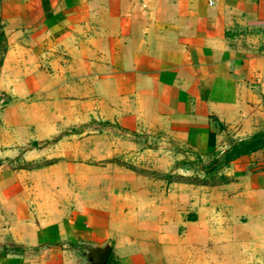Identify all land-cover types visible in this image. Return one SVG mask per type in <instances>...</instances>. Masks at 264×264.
<instances>
[{"label":"crops","instance_id":"1","mask_svg":"<svg viewBox=\"0 0 264 264\" xmlns=\"http://www.w3.org/2000/svg\"><path fill=\"white\" fill-rule=\"evenodd\" d=\"M1 17L5 63L17 59L22 76L7 84V112L39 93L34 106L60 116L92 104L125 131H163L215 171L174 188L121 172L98 205L76 210L53 175L11 174L0 264H90L89 250L107 246L106 264H264V148L224 158L264 131V0H1ZM44 175L45 189L20 185Z\"/></svg>","mask_w":264,"mask_h":264},{"label":"rangeland","instance_id":"2","mask_svg":"<svg viewBox=\"0 0 264 264\" xmlns=\"http://www.w3.org/2000/svg\"><path fill=\"white\" fill-rule=\"evenodd\" d=\"M3 27L0 0V32ZM6 55L7 49L4 51L1 44L0 192L10 184L17 187V178L11 174L32 171L51 174L56 179L53 180L56 190H67L61 196L62 205H71L76 210L98 205L99 194L113 190L119 182L113 176L121 172L159 178L164 183L160 188L166 183L174 188L177 183L193 185L204 179L202 172L209 166L207 158L199 162L190 153L194 151L176 149L169 135L156 130L147 133L141 123L137 131H125L115 118L101 117L95 105L75 109L73 116H60L64 109H54L49 102L34 106L36 99L42 98L39 93L21 100L27 107L23 106L20 114L17 109L14 113L7 112L17 104L7 84L22 76L17 59L7 66ZM44 178L45 175L36 182L22 180L20 185L24 187L22 184L27 183L29 189L36 183L37 188L45 189L50 180Z\"/></svg>","mask_w":264,"mask_h":264},{"label":"trees","instance_id":"3","mask_svg":"<svg viewBox=\"0 0 264 264\" xmlns=\"http://www.w3.org/2000/svg\"><path fill=\"white\" fill-rule=\"evenodd\" d=\"M1 44H3L4 46V51H6L7 44L5 39L4 27L0 32V45ZM262 148H264V131L255 133L248 139L240 141L229 147L224 153L225 163H230L242 156H247ZM213 163H216V160H213ZM205 168H207L205 169V173L207 176L210 175V173H212L213 171H215L214 168L209 169V166Z\"/></svg>","mask_w":264,"mask_h":264},{"label":"water","instance_id":"4","mask_svg":"<svg viewBox=\"0 0 264 264\" xmlns=\"http://www.w3.org/2000/svg\"><path fill=\"white\" fill-rule=\"evenodd\" d=\"M110 247L100 249H90L88 252V261L90 264H106L110 255Z\"/></svg>","mask_w":264,"mask_h":264}]
</instances>
